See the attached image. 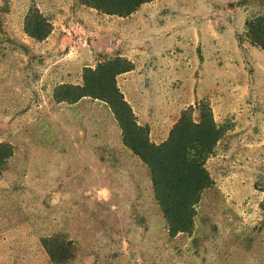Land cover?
<instances>
[{"label": "rangeland", "instance_id": "374dc122", "mask_svg": "<svg viewBox=\"0 0 264 264\" xmlns=\"http://www.w3.org/2000/svg\"><path fill=\"white\" fill-rule=\"evenodd\" d=\"M260 23L264 0H152L125 17L0 0V264H264ZM117 60L131 69L116 88L151 143L183 115L197 123L201 104L222 131L191 233L170 235L110 105L56 96Z\"/></svg>", "mask_w": 264, "mask_h": 264}, {"label": "trees", "instance_id": "16d2710c", "mask_svg": "<svg viewBox=\"0 0 264 264\" xmlns=\"http://www.w3.org/2000/svg\"><path fill=\"white\" fill-rule=\"evenodd\" d=\"M88 7L107 15L125 17L140 5L152 0H82ZM254 43L264 50V23L253 29ZM36 38L42 39L46 32L36 28ZM131 69V64L117 60L100 64L96 69H86L80 86L62 85L56 91L59 101L75 103L89 96L106 101L114 112L122 134V143L148 168L154 198L159 204L170 235L191 233L194 206L200 201L201 193L211 184L204 168V161L222 138V131L213 121L208 105L201 104L199 121L193 122L187 115L170 130L168 138L155 145L148 139L147 128L138 126L129 105L115 85V77ZM0 146V164L10 155ZM9 153V154H8ZM58 249L52 256L60 261L65 254Z\"/></svg>", "mask_w": 264, "mask_h": 264}]
</instances>
